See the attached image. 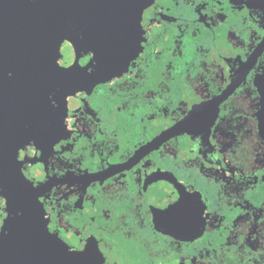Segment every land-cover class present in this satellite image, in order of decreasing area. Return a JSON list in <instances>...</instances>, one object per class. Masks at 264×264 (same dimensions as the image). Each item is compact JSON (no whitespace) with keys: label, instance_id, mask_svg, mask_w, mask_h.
<instances>
[{"label":"flooded vegetation","instance_id":"flooded-vegetation-1","mask_svg":"<svg viewBox=\"0 0 264 264\" xmlns=\"http://www.w3.org/2000/svg\"><path fill=\"white\" fill-rule=\"evenodd\" d=\"M142 1L69 6L21 172L102 264H264V0Z\"/></svg>","mask_w":264,"mask_h":264},{"label":"water","instance_id":"water-1","mask_svg":"<svg viewBox=\"0 0 264 264\" xmlns=\"http://www.w3.org/2000/svg\"><path fill=\"white\" fill-rule=\"evenodd\" d=\"M79 5L80 0H0V195L8 214L0 232V264H102L91 250L84 251L86 260L73 258L84 252L70 250L51 234L17 158L31 139L27 134L33 130L26 127L39 116L35 109L48 108L57 89H64V96L72 93L69 70L44 62L58 59L64 40L75 44L65 13Z\"/></svg>","mask_w":264,"mask_h":264},{"label":"snow or ice","instance_id":"snow-or-ice-1","mask_svg":"<svg viewBox=\"0 0 264 264\" xmlns=\"http://www.w3.org/2000/svg\"><path fill=\"white\" fill-rule=\"evenodd\" d=\"M178 207V206H177ZM176 209H172V211H175ZM50 238H53V237H50ZM88 256V253L87 252H84L83 255H74L72 256L73 258L75 259H79V260H86V257Z\"/></svg>","mask_w":264,"mask_h":264}]
</instances>
